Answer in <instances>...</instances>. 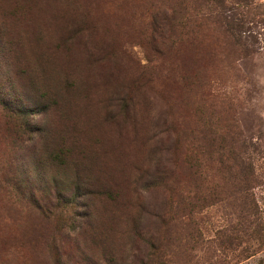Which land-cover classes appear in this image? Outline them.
<instances>
[{"label": "rangeland", "instance_id": "1", "mask_svg": "<svg viewBox=\"0 0 264 264\" xmlns=\"http://www.w3.org/2000/svg\"><path fill=\"white\" fill-rule=\"evenodd\" d=\"M183 1L0 0V264H264V0L236 35Z\"/></svg>", "mask_w": 264, "mask_h": 264}, {"label": "trees", "instance_id": "2", "mask_svg": "<svg viewBox=\"0 0 264 264\" xmlns=\"http://www.w3.org/2000/svg\"><path fill=\"white\" fill-rule=\"evenodd\" d=\"M183 2L180 3V9L183 12L184 17L189 15V11H192V15L195 18V21L213 22L214 24H217L224 28L226 32L231 33L232 35H236L239 32L242 23L249 17L247 15L251 14L250 10L252 8V5H249V2H247L246 0H243L242 2L237 4H228V0H203L202 2H199V4H196L192 7L186 5L185 1ZM179 14V9H176L172 6L168 8V11H166L163 16L165 20L172 19L176 21L175 19H177ZM154 18L156 19L157 17L154 16ZM152 25L154 27L153 21ZM158 29L159 28L154 27L156 35L158 34ZM238 142L239 141L235 140V138L232 137L231 143L227 144V146H229L227 147L226 155H224L220 150L222 148V146L220 145L217 146L215 153L217 161L221 163L224 160L232 163H240V172L239 174H237V176H235L230 197H232L234 201H240V206L246 213L254 215L256 213V203H254L253 199L254 194H252L250 191L253 188L252 183L256 179V169L255 165L250 162L252 161V158L248 152V146L245 142ZM256 214L258 215V213ZM259 226L261 229L255 230L253 232V235L257 237V239H261L262 241L263 236L261 235V232H264V228H262V225H260V223ZM224 236H226V244L224 246V249L235 252L239 250V248H242L240 244L241 239L239 236L235 235L233 232L231 234H225ZM241 252H244L243 248L241 249Z\"/></svg>", "mask_w": 264, "mask_h": 264}]
</instances>
